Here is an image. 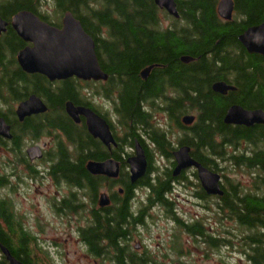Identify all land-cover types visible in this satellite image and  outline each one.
I'll list each match as a JSON object with an SVG mask.
<instances>
[{
  "label": "trees",
  "instance_id": "1",
  "mask_svg": "<svg viewBox=\"0 0 264 264\" xmlns=\"http://www.w3.org/2000/svg\"><path fill=\"white\" fill-rule=\"evenodd\" d=\"M51 1L57 14L71 12L94 39L99 64L109 76V89L105 95L116 104L125 134L130 136V133H134L136 136L142 130L160 156L171 162L174 150L172 142L165 132L151 123V114L161 111L160 106L167 107L169 117L177 120L181 115L196 113L199 121L193 130L187 132L190 139L187 138L185 144L198 151L197 160L216 172L222 171V161L230 162L249 172L253 187L257 189L256 193H252L237 185L216 203V211L213 206L207 207L206 214L216 212L217 223H232L228 232L210 236L203 220H181L175 215L174 211L178 210L168 196L171 193L170 184L174 183L171 172L161 174L154 166L153 152H148L147 176L137 183L150 192L148 203L143 204L148 205V209L154 206L165 209L176 230L171 239L173 253L162 256L146 253L140 257L131 251L132 247L125 240L129 234L133 235L136 228L145 225V211L148 209L133 211V193L137 184L130 183L129 172L125 171L128 166L122 159L124 169L119 184L126 190L124 200L116 198V201H120L118 206H110L99 214L92 211L93 221L83 211L88 223L81 226L78 233L89 254L102 260V264H163L166 260L162 258L173 256L180 260L187 255L179 238V234L183 233L197 242L198 246L214 249L221 243L217 247L219 252L226 247L224 250L229 255H237L246 264H264V177L260 176L264 174V127L245 129L224 123L231 105L264 111V57L249 54L239 41V37L249 28L264 23V0H233L235 6L231 21L222 20L218 14L221 0H177L179 19H172L154 0ZM40 2L0 0V16L9 22L17 13L29 11L37 13L50 25L60 26L61 22L53 23L46 14L39 12ZM162 12L167 20L173 21L171 27L162 26ZM11 32L7 41L11 56L10 107L33 94L43 95L49 104H55L58 114H63V106L68 100L76 105L84 104L86 99L83 97L82 84L75 79L63 82L56 96L48 91L44 95L40 89L44 80L28 79L19 68L15 53L20 42ZM182 58L192 61L186 64ZM150 67L158 69H154L155 78H151L148 84L141 74ZM220 81L234 85L237 92L229 93L226 97L214 93L212 86ZM0 115H4L13 127L14 140L9 142L10 152L31 175H35L37 169L28 165L22 143L25 135L37 137L39 129H42L33 125L23 129L19 124L16 125L13 115L12 118L7 113ZM80 132L70 122L68 145L59 139L56 149L59 153L56 155L54 150L46 161L52 164L51 168L59 182L75 189L76 193L82 191L94 201L102 186L107 184V179L91 176L85 165L89 160L103 161L105 156L91 137ZM135 136L122 144V152L125 146H135ZM243 141L259 150L247 156L241 155V150L235 153ZM228 148L234 149L232 155L228 153ZM2 187L4 183L0 177ZM71 199L57 205L59 216L79 214L77 207L73 206L75 194H72ZM83 209L81 207V211ZM122 241L125 242L124 246ZM0 244L23 264H50L36 238L17 217L13 203L1 197ZM173 263L176 264V261ZM0 264H9L1 249Z\"/></svg>",
  "mask_w": 264,
  "mask_h": 264
},
{
  "label": "rangeland",
  "instance_id": "2",
  "mask_svg": "<svg viewBox=\"0 0 264 264\" xmlns=\"http://www.w3.org/2000/svg\"><path fill=\"white\" fill-rule=\"evenodd\" d=\"M52 6L53 3L51 0H41L39 12L46 14L48 16V20L52 21L53 23L62 22L66 12L57 14ZM35 15L39 16L37 13ZM160 18L163 21L162 26L164 28L172 26L173 21L167 20L163 12L160 13ZM171 18L175 19L173 17ZM177 26L181 27L180 24ZM10 58L11 56H9V59ZM93 88H96V86L91 87L90 89L91 96L89 97V101L99 110H103L104 108L109 109L111 106H109L110 104L108 105V101L103 99L104 97L102 94L98 95L97 91H94L96 89ZM157 105H159V103ZM17 107L18 104L11 107L9 105L4 107L0 102V113H7L8 117L12 118V115L15 114ZM11 109L12 112L10 111ZM192 115L197 114L194 113ZM151 123L165 133H170V131H172L170 130V120H166L165 118L162 119V113H160L158 110L151 114ZM141 131L138 132L141 134ZM124 134L125 132L122 129V136ZM178 136L179 135H177V132L176 134H173L172 132L170 137H168L171 140V146L174 149L179 146L176 144ZM189 137L190 135L188 134V137L185 136V139H190ZM45 139L46 138H41V140L35 141L32 136L24 138L22 143V151L24 154H26L28 149L33 146V141L42 145V141H45ZM145 140H148V138L146 137ZM147 145L153 152L152 154H154V166L159 169L161 174L165 173L166 171L164 170L170 168L171 162L163 159L157 149L153 147V145H150L149 143ZM53 148L54 145H51L48 151L52 153ZM124 149V152H122V157L124 160H126L127 155L132 156L135 153L134 147L125 146ZM8 150L9 153L8 151L7 153H4L0 147V177L5 175L8 179L6 186L0 188V197L13 203L14 211L17 217L25 226L26 230H28L36 238L38 246L46 254V257L49 259V263L102 264V260L98 258L95 259L89 254L87 248L83 245L79 237V228H81V226H86L88 223L85 219L86 216L83 214V210L82 213H70L71 215L69 216H59L56 212H53L54 210L52 207L54 206V202H56L59 197L76 193L75 189H72L67 185L61 186V184H64L61 182H59L57 186H54V184L49 180L48 175L43 176V170L49 168L47 166V161L44 160L35 163L36 165L33 164V168H36L40 172L39 175H37V178L34 180V176L29 173V170H27L26 167L19 163L17 157H15L10 152V148H8ZM228 150V153L232 155L234 149L228 148ZM237 150V152L244 150L249 154H253L259 149L254 145L241 143L240 146L237 147ZM28 165H30V161H28ZM220 169L222 170L220 173L225 179V186L229 190H232L233 187L239 185L248 192H257V189L253 187V178L249 172L242 168L240 169L239 167H235L230 162L226 161H222L220 163ZM125 171L129 172L128 167L125 169ZM260 176L263 178L264 174H261ZM194 180L195 179L190 176L189 184H195ZM114 188L115 190H118L119 187ZM113 191L114 190H112V192ZM258 191H260V189ZM104 193H109L107 187H103L99 191V195ZM148 195L149 193L146 189L141 188L138 190L135 200L132 204L133 211L136 212V210L138 211L139 209L141 211H145L148 209V205L143 204V202L147 200ZM188 195L189 191L185 192L183 187H180L179 185L175 187L172 198L176 202L175 209L178 211L174 212L178 218L181 220H203L205 222V229L209 232L210 236L214 233L217 235L222 231L228 232L227 230L232 228V223L230 222L220 224L217 223V215L215 212L217 210L216 203L213 204V206L215 205L213 208L215 211L211 214H206V212H204L205 209L198 206L200 203L191 197H188ZM88 203L89 204L87 205L91 206L90 200ZM201 204L205 208L212 205L210 202H202ZM145 214V225L135 229L133 238L131 240L132 247H134L136 244H141L143 248L145 247V249L148 250V254L150 253V255H170L173 253L171 250V239L176 229L172 221L169 220L166 210L162 207L154 206L146 210ZM233 229L235 230L234 224ZM179 238L182 242V248L186 250L185 253H187V255L184 258H180V260L173 256L162 258L166 260L163 261V264H175L173 263L175 261L176 264H246V262L240 261L237 255H229V253L224 250L226 247L221 248V252H219L217 247L221 243L218 244L214 249H207L208 247L203 245H200L201 247L198 246L197 242L183 233L179 234ZM222 238L223 237H221V239ZM206 250H208V252H205Z\"/></svg>",
  "mask_w": 264,
  "mask_h": 264
},
{
  "label": "water",
  "instance_id": "3",
  "mask_svg": "<svg viewBox=\"0 0 264 264\" xmlns=\"http://www.w3.org/2000/svg\"><path fill=\"white\" fill-rule=\"evenodd\" d=\"M154 3L165 10L171 17L180 18L177 0H154ZM234 1L221 0L218 4V14L225 21H231L234 14ZM9 23L0 17V34L6 31ZM11 27L17 35L32 44V47L20 51L17 54V62L20 68L28 74H40L51 82L77 78L83 81H107L109 76L102 70L96 54L94 39L86 33L81 22L71 12H66L62 19V28L51 26L43 22L37 15L29 11H21L13 16ZM245 50L252 55L264 57V23L257 27L249 28L239 37ZM184 63H190L192 59L182 58ZM151 69L142 72V77L147 79ZM216 93L225 95L228 91L236 90L225 83H217L213 86ZM46 110L42 101L36 96L30 97L21 103L17 110L20 120L26 116L41 113ZM68 114L76 121L79 115L89 117L90 132L99 138L107 146L113 143L112 136L106 124L91 110L75 107L73 103L67 104ZM195 117L183 118L186 125H191ZM226 125L252 127L255 124L264 125V112L248 111L240 106L231 107L225 116ZM103 124H105L103 126ZM103 126V127H102ZM0 136L12 139L11 128L4 119L0 118ZM190 148L182 147L174 152L177 167L174 177L188 168L197 169L201 184L209 195L222 196L220 175L215 174L190 158ZM28 158L33 161L42 157L40 147H31L27 151ZM130 171L131 184H136L145 177L148 170V162L145 151L140 143L135 145V155L127 160ZM88 171L93 175H102L111 179H117L120 175V164L108 160L103 163L91 162L87 165ZM110 201L106 195L100 198V206L108 207ZM0 249L9 264H23L16 259L9 249L0 244Z\"/></svg>",
  "mask_w": 264,
  "mask_h": 264
},
{
  "label": "flooded vegetation",
  "instance_id": "4",
  "mask_svg": "<svg viewBox=\"0 0 264 264\" xmlns=\"http://www.w3.org/2000/svg\"><path fill=\"white\" fill-rule=\"evenodd\" d=\"M2 19L5 20L4 18H2ZM11 20L9 22L7 20H5L6 22L9 23V26L6 28L5 32H2L0 34V102H1L2 106H8V103H9V71H10L9 64H10L11 61L9 59V56H10V53L8 51L9 50V43L7 41H8L9 32H11L10 29L13 32V34H12L13 37L17 38L19 40V42H20L19 43V49L15 53L16 57H17V54L20 51L26 49L27 47H32L31 43L26 42L25 40H23L22 38H20L17 35L16 31L11 27ZM55 27H58L59 29L62 28V23H61L60 26H55ZM150 69H151V72L148 75L147 79H143V80H145L144 82H146L148 84H150L151 78H155V76L153 75V71H154V69H158V67H156V68L155 67H150ZM22 72L27 76L28 79L36 80L38 78L37 81H41V82H43L42 79L44 80L45 86H44V83H42L43 84L42 87L40 86L41 87L40 89L43 91L44 95L46 94V91H48V92H50L51 95L56 96V93L59 92V86L64 84L63 82L69 80V79H67V80H62V81L51 82V81H49L48 78H46L43 75H40V74H28V73H25L23 70H22ZM70 79H73V80L75 79V80L79 81V83L82 84L81 86H82V89H83V97L86 99V100H84V104L76 105L72 101L68 100V101H66L65 105L63 106V114H58V111H57L58 108H57V106L55 104H49L48 101L44 97H42L43 95L41 96V95L33 94L32 96H36L37 98H39L42 101V103L44 104L46 110L44 112H41V113H37V114L30 115V116H26L23 120H20V118L17 115V109H18V107H19V105L21 103L27 101L30 97H32V96H29L26 100H24V101H22L21 103L18 104V107H17V109L15 111V114H13V116L15 117V119L17 121L16 125L19 124V126L22 127L23 129L26 126H28V125H33L37 129L38 128L42 129V130L39 129V134H38L37 137L32 136L35 141H39V140H41V138H46L45 141H42V145L39 144L38 142L33 141V146H31V147H40L41 148L42 157L40 159H35V160L31 161V160L28 159L27 152H26L25 155H26V158L28 159V161H30V166L31 167H34L33 164H35V163H38V162H40L42 160L46 161L47 159H49V157L51 156L50 155L51 153L48 150H49V147L51 145H54L53 151L55 150V154L57 155L59 153V152H56L57 151L56 150L57 149V144H58V140L59 139L62 140L64 145H68L67 131L69 129V123L70 122L74 125V127L76 126V129L78 131L84 132L86 137H88V138L91 137L94 140V142L96 143V146H98V150L102 152V155L105 156V158H104L103 161L89 160L86 163V165H85L86 166V171L91 176L103 177V178L107 179V184L105 183L102 186V188L103 187H107L109 193H104V194H100L99 195V192H98L99 196L97 195L96 200L93 201V200L89 199L90 197L88 195H85L82 191L78 190L77 193H71V194H69L67 196L59 197L57 199V201L54 202V206L52 207V209L54 210L53 212L57 213V205L63 203L64 201H67V200L71 199L72 198V194H75V200H74L75 204H73V206L77 207V211L79 210L77 213H81L82 212L81 211V207H84L85 209H83V211L86 212V215H87L88 219L90 220V217H91V219L93 221L94 220L93 214L91 216V212L92 211H95L94 214L95 213L99 214L98 212L105 211L110 206H113V207L118 206L120 204V201L119 200L116 201V198H120V199L124 200L123 198L125 197L126 190L124 189V187H122L119 184V182L121 181V173H122V169H123V163L121 162V160L122 159L124 160V158L122 157V144L127 142V140L132 139L135 135H134V133H130V136L128 134H124L122 136V127H121L120 117H119V114L117 112L116 104L114 103V101H112V99H110V98L106 99L108 97L105 95L107 93L108 89H109V87H108L109 83L107 82L109 79L107 81H100V82L80 81L79 79H77L75 77L74 78H70ZM217 83H225L227 86L234 87L236 90L228 91L225 95L216 93L213 90V86L215 84H217ZM95 86H97L96 88L99 89V90H97L98 95L102 94V96L104 97L103 99L108 101L107 102L108 105L110 104L109 106H111V107L109 109L104 108L103 110H99L89 101L90 100L89 97L91 96V94H90L91 90L90 89H91V87H95ZM213 86H212V91L214 93L219 94V95L224 96V97L228 96L229 93L237 92V88L234 85L226 83V82H223V81L216 82V83L213 84ZM96 88H93V89H96ZM165 91L167 92V88L165 89ZM37 92H40V90H38ZM68 103H73L75 105V107H82V108H85V109H89L93 113H95L106 124V126L109 128L108 130H109V132H110V134L112 136L113 143H110L109 146H107L99 138H96V137L93 136L92 132H90L89 117L87 115H79V120L80 121L78 123L76 121H74V119L67 112V104ZM161 103H163V102H161ZM233 106H240V105H231L230 108L233 107ZM160 107H161L160 113H162V119L165 118L166 120H170V126H171L170 130H172V131H170V133H168V132L165 133L166 136L170 137V134L172 132H173V134H176V132H177V135H179L178 139H177V143H176L179 146L172 151L173 158L171 160L170 168L169 169L167 168L168 170L167 169L164 170L166 172L167 171L171 172V176H172V179H173V182H174V183L170 184V192L171 193L168 194V196L170 197V202H172L174 204L176 203L175 200L172 198V195H173V192L175 191V187H177L179 185L180 187H183L185 192L189 191L188 197H191L195 201L199 202L200 204H198V206L204 208L205 209L204 212H206V208L201 203L202 202H206V203L210 202L212 204V205H210V207H212L213 204L218 203L219 200H221L222 198H224L228 194L229 189L225 186V179L222 176V174L220 173L222 171H219V172L217 171L216 172V171H213L210 168L204 166L202 163L199 162V160H197L196 155H199L198 151H195L191 146L185 144V141L187 139V138L185 139V136L187 137V134H188L187 132H189V131H191V130H193L195 128V126L197 125V123L199 121V117H198V115H192V114L191 115H185L184 114V115H181L179 117V119L177 120V118H175V117H173V118L169 117L168 111H167V107H163V106H160ZM240 107H242V106H240ZM245 110H248V109H245ZM258 110H261V109H253V110H248V111H258ZM261 111H263V110H261ZM157 114H158V112H157ZM3 116L0 115V118L4 119L5 122L7 123V125H9V127L11 128V134H12L13 138L10 140V139H7V138H5L3 136H0V147L2 148L4 153H7V151L9 153V150H8L9 142L14 140V133H13L12 125L9 124L7 119H5ZM187 116L195 117V121H194L193 124L186 125L183 122V118H185ZM64 119H68L69 121H65ZM224 119H225V117H224ZM105 124H103V126ZM229 126H235V125H229ZM236 127H245V129H254L256 127H264V125L255 124L252 127H246V126H236ZM175 130H176V132H175ZM141 132H142L141 134L139 132L136 133L137 137L135 136V140H134L135 143L134 144L136 145V143L138 142L143 147V149L145 151V156H146V159H147V162H148V168H149V157H148L147 153L150 152L151 150H150V148H149V146L147 144L149 143L150 145H152V143H151L149 137L146 136L143 131H141ZM28 136H31V135H27V136L25 135L24 137L27 138ZM146 137L148 138V140H145ZM147 141H148V143H147ZM242 143L246 144L244 141ZM182 147H189L190 148V153L189 154H190V158L192 160L196 161L197 163H199L200 165H202L204 168L208 169L209 171L220 175V178H221L220 179V185H221V190L223 191V195L222 196L209 195L205 191V189L203 188V185L201 184L198 171L194 167L185 169L179 174V176L174 177L173 173H174L175 168L177 167V163H176V160H175V157H174V152H176L177 150H179ZM134 148H135V146H134ZM237 151L238 150L236 149L235 153H237ZM241 151H242L241 155L246 156V155L249 154V153H247L244 150H241ZM134 155H135V153L132 156H134ZM132 156L131 155H127L126 160H124L125 164H127V160L129 158H131ZM153 156H154V154H152V157ZM108 160H112V161H115V162L120 164V175H119V177L117 179H111L109 177L102 176V175H100V176L93 175L87 169V165L89 163H91V162L103 163V162H106ZM47 166L49 168L48 169H44L42 175L43 176L48 175L49 180L54 184V186H57L59 181L56 179L54 170H52V168H51L52 164L47 162ZM127 166H128V164H127ZM128 170H129V166H128ZM147 172H148V170H147ZM39 173L40 172L37 170V173L35 175H33L34 176L33 177L34 180L37 178V175H39ZM3 174H5V173H3ZM189 175L195 179L194 180L195 184H193V185L189 184V177H190ZM146 176H147V174L145 175V177ZM1 178H2V181L4 183V186H6L7 180H8L7 176L3 175V176H1ZM129 178H130V175H129ZM142 180H143V178L140 181H142ZM140 181H138L137 183H139ZM115 182H116V184H114ZM61 183H64V182H61ZM130 183H131V181H130ZM62 185H66V184L64 183V184H61V186ZM114 187H119V188H118V190H115ZM139 189H141V186L139 184H137V187L134 189V193H133L134 196H136V193L138 192ZM112 190H114V191L112 192ZM147 192L150 195V192L148 190H147ZM102 195H106L107 198L109 199L110 205L108 207H101L100 206V198H101ZM149 195H148V197H149ZM148 197H147V199H148ZM89 200L91 201L90 204H92V207L87 205V204H89L88 203ZM144 202L148 203L147 200L144 201ZM214 207L215 206H213V208ZM136 212H137V210H136ZM84 216H85V214H84ZM133 235H134V231H133ZM133 235L129 234L126 237V240H125L126 242H128V245L130 247H132V241L131 240L133 238ZM122 245L123 246L125 245L124 241H122ZM131 251L134 254H137L140 257H143L144 255H146V253H148V250L145 249V247L143 248V246L141 244H136L134 247H132Z\"/></svg>",
  "mask_w": 264,
  "mask_h": 264
}]
</instances>
